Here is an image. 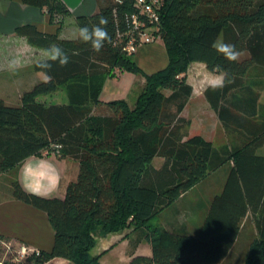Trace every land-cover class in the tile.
I'll return each instance as SVG.
<instances>
[{"label": "trees", "instance_id": "trees-1", "mask_svg": "<svg viewBox=\"0 0 264 264\" xmlns=\"http://www.w3.org/2000/svg\"><path fill=\"white\" fill-rule=\"evenodd\" d=\"M57 25L53 34L26 24L17 36L39 49L57 43L69 55L67 66L54 64L48 83L24 91L16 106L0 98V174L29 157H41L52 145L57 155L78 163V173L64 198H42L11 184L14 199L46 213L54 237L50 252L5 264H43L61 258L73 264H100L92 255L96 238L131 230L128 264H220L233 246L242 221L251 214L255 233L240 264H264V0H163L159 13L165 68L145 74L115 44L132 1L115 6L97 0L98 9L78 16L76 26L109 20L111 41L99 52L59 31L68 10L59 0H21ZM223 39L241 56L229 62L211 47ZM219 69L232 80L223 89L204 92L227 143L215 147L201 135L188 136L181 116L192 88L185 73L194 63ZM37 62L33 69L40 72ZM119 69L141 75L144 84L133 106L125 100L106 103L109 114H95L104 80ZM64 90L65 104H44L39 96ZM168 92V93H167ZM164 158L154 168V157ZM225 168L222 190L210 202L196 234L166 230L152 223L174 201L210 174ZM146 240L151 256L134 255Z\"/></svg>", "mask_w": 264, "mask_h": 264}, {"label": "crops", "instance_id": "crops-1", "mask_svg": "<svg viewBox=\"0 0 264 264\" xmlns=\"http://www.w3.org/2000/svg\"><path fill=\"white\" fill-rule=\"evenodd\" d=\"M59 1L68 10V15L61 22L59 37L62 39H75L73 33L77 28L76 18L94 13L98 9L97 0ZM26 24L34 25L43 33L53 34L58 31L57 25L49 22L45 12L26 6L22 4L21 0H0V75H11L8 78H4L3 83L0 84V98L10 106L19 104L20 96L24 91L30 90L35 84L44 81V76L41 72H36L33 69L34 63L43 59V50L30 45L25 37L15 34L16 28ZM16 56H19L23 61V67L15 72L8 71L6 68L7 61ZM133 60L145 74L161 70L168 63L163 43L158 41L139 47L133 56ZM208 71L203 63L194 62L189 66L184 75L185 82L192 85L196 77ZM143 84L144 78L141 75L120 71L117 68L112 70V76L104 80L99 96L100 104L95 107V111L103 109V115L109 114L106 103L113 100H125L129 106H133L134 102H128V97L136 87L138 90H141ZM9 90H15V92L13 93ZM59 92H62L66 96V93L62 89L53 93L58 96ZM66 100L67 103V96ZM36 101H38V97ZM259 102L264 104L262 96ZM41 103L47 105L60 104L57 102L47 103L46 101ZM181 116L191 124L189 129L192 130H189L187 127L186 133L188 136H192L195 131L192 128L194 122L199 131L208 126L209 123H213L215 128L221 127L217 116L209 107L204 97V92L196 95L192 91L187 104L181 112ZM223 134L225 144L227 143V138L224 132ZM199 135L209 140L205 135ZM256 154L264 156V146L260 147L256 151ZM26 162L33 165L42 164L43 170L52 173L56 179L55 187L52 190H47L41 195H36L42 198H64L68 185L76 179L78 163L75 160L61 158L57 154L50 153L41 157H29L18 167L0 174V239L10 242L15 248H18L19 245H25L38 251L50 252L54 232L46 213L14 199L11 195V184L14 180L19 182L25 192L30 193L25 190L21 181V168ZM49 164L53 165L54 169L49 168ZM226 170L225 168H221L210 174L207 177L210 179L206 178L201 181L174 201L169 209L161 213L168 212L166 216L167 222L163 224L162 228L178 233L196 234L206 216L211 199L222 190ZM176 206H179V208ZM127 233L108 234L105 237L96 238V244L91 250V254H101L100 264H104L106 258H110V256L115 260L113 264H127L131 259L129 254L130 234L129 232ZM254 233L255 228L252 216L251 214H247L242 221L233 246L220 264L242 263L248 243L251 241L249 237ZM240 250L243 251L241 254ZM0 255L5 259L10 257L9 253L1 245ZM134 255L151 256L150 244L146 240H142L134 250ZM43 264L73 263L65 259L53 258Z\"/></svg>", "mask_w": 264, "mask_h": 264}, {"label": "clouds", "instance_id": "clouds-1", "mask_svg": "<svg viewBox=\"0 0 264 264\" xmlns=\"http://www.w3.org/2000/svg\"><path fill=\"white\" fill-rule=\"evenodd\" d=\"M108 24V18L100 16L98 22L91 27L84 25L76 28L73 33L74 38L83 44H89L94 52L99 53L105 44L111 41V36L107 29ZM211 47L218 55L223 56L229 62H238L240 59L241 53L235 45L227 43L223 39L217 38L213 41ZM69 62V55L62 47L53 42L43 49V59L38 61L36 66L44 76V82L48 83L52 80L50 72L53 65L57 64L60 67H64ZM21 67H23V61L19 56L9 59L6 64L7 70L11 72H15ZM231 83L232 80L228 78V74L217 68L196 77L190 87L194 94L199 95L208 90L223 89L227 84ZM48 167L54 169L51 164ZM21 181L25 190L35 195H41L47 190H52L56 183L53 174L44 171L42 164L33 165L27 162L21 168Z\"/></svg>", "mask_w": 264, "mask_h": 264}, {"label": "built area", "instance_id": "built-area-1", "mask_svg": "<svg viewBox=\"0 0 264 264\" xmlns=\"http://www.w3.org/2000/svg\"><path fill=\"white\" fill-rule=\"evenodd\" d=\"M115 6L122 5L126 0H108ZM133 11L124 16L123 30L116 31L115 44L126 55H134L138 48L160 40L159 13L163 0H131ZM58 145H52L51 150H45L44 155L57 154ZM0 245L12 257V261L23 260L29 255L39 256L40 251L25 245L15 248L10 242L0 239ZM8 259V258H7ZM7 259L0 255V264H5Z\"/></svg>", "mask_w": 264, "mask_h": 264}, {"label": "rangeland", "instance_id": "rangeland-1", "mask_svg": "<svg viewBox=\"0 0 264 264\" xmlns=\"http://www.w3.org/2000/svg\"><path fill=\"white\" fill-rule=\"evenodd\" d=\"M158 42H162L161 40H158ZM134 56V55H133ZM11 75L10 74H4V75H0V84H2L3 83V79L4 78H8V77H10ZM9 91H11V92H15V90H9ZM139 92H140V90H138V88L136 87L133 91H131V93H130V95H129V97H128V102H130V103H133L134 102V100H135V98H136V96L139 94ZM60 94L57 96V94H54V93H52V94H48V95H46V96H41V97H38V101L39 102H43V101H46L47 103H50V102H57V103H66V96L64 95V94H62V92H59ZM168 93V92H167ZM262 96V98H264V90H262L261 92H260V97ZM58 97V98H57ZM18 104V103H17ZM103 113H104V111H103V109H97L96 111H95V114H102L103 115ZM191 124L189 123V126H190ZM189 126H188V129H189ZM192 128H193V130H195L194 131V133L192 134V135H199V134H203V135H205L206 136V138H208L209 140H211V142L213 143V145L215 146V147H220V146H222L223 144H224V141H225V139H224V134H223V130H222V128L219 126V127H217V128H215L214 127V125H213V123H209V125L208 126H205V128H202L200 131L199 130H197V127H196V124H195V122H194V124L192 125ZM189 130H192V129H189ZM186 131H187V129H186ZM261 151V150H260ZM163 162H164V158H162V157H159V156H156V157H154V159L152 160V163H151V165L154 167V168H156V169H158V168H160L161 166H162V164H163ZM207 179H210V178H207ZM206 181H209V180H206ZM210 182V181H209ZM208 182V183H209ZM207 183V184H208ZM202 185H204V184H202ZM202 187V186H201ZM177 208H179V206H176ZM173 209V208H172ZM182 214V213H181ZM168 215V212H165V213H163V214H161L160 216H158V217H156L153 221H152V223L153 224H155V225H157V226H160V227H162L163 226V224H166V222H167V216ZM248 227V226H247ZM127 232H131V230H124L123 232H121V234H123V233H127ZM128 234V233H127ZM126 234V235H127ZM129 238H130V240H132V238H133V236H129ZM241 252H243L242 250H240V254H241ZM140 256H142V255H140ZM108 259H110V260H108ZM108 261V262H107ZM115 262V260H114V258H111V256H110V258H106V260H105V262H104V264H113ZM128 264V263H127Z\"/></svg>", "mask_w": 264, "mask_h": 264}]
</instances>
